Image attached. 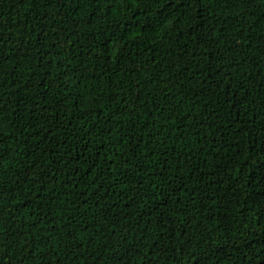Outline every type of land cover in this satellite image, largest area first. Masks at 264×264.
<instances>
[{"label": "trees", "instance_id": "trees-1", "mask_svg": "<svg viewBox=\"0 0 264 264\" xmlns=\"http://www.w3.org/2000/svg\"><path fill=\"white\" fill-rule=\"evenodd\" d=\"M0 264H264V0H0Z\"/></svg>", "mask_w": 264, "mask_h": 264}]
</instances>
